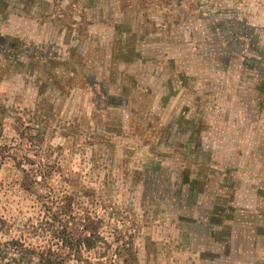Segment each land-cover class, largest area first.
Masks as SVG:
<instances>
[{
  "label": "rangeland",
  "instance_id": "1",
  "mask_svg": "<svg viewBox=\"0 0 264 264\" xmlns=\"http://www.w3.org/2000/svg\"><path fill=\"white\" fill-rule=\"evenodd\" d=\"M0 264H264V0H0Z\"/></svg>",
  "mask_w": 264,
  "mask_h": 264
}]
</instances>
